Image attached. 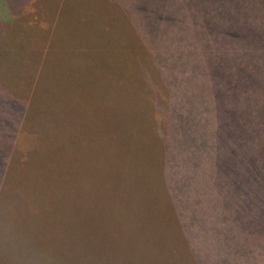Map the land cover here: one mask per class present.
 <instances>
[{"label":"rangeland","instance_id":"obj_1","mask_svg":"<svg viewBox=\"0 0 264 264\" xmlns=\"http://www.w3.org/2000/svg\"><path fill=\"white\" fill-rule=\"evenodd\" d=\"M160 1L11 0L14 12H0V264H193L190 250L202 264H264L250 241L264 242V213L242 208L255 189L264 196V180L252 184L264 170L262 70L249 64L264 19L253 35L248 15L264 0ZM35 75L38 104L63 112L49 158L12 145L16 106L38 107ZM48 136L42 125L35 141ZM228 158L238 195L225 186ZM95 159L109 170L104 197L127 205L116 212L133 229L80 228L76 201L62 208L63 185L90 176ZM178 217L204 229L185 237Z\"/></svg>","mask_w":264,"mask_h":264},{"label":"trees","instance_id":"obj_2","mask_svg":"<svg viewBox=\"0 0 264 264\" xmlns=\"http://www.w3.org/2000/svg\"><path fill=\"white\" fill-rule=\"evenodd\" d=\"M170 0H166L165 3L164 1H160V5L161 7H164V5L169 2ZM11 0H4L1 4H0V12H4L7 13L8 11H11L12 13L14 12L11 8ZM31 4L33 6V1H31ZM171 4H169L168 6H170ZM183 6H187L188 3L185 1H182ZM257 5V9H253V8H248V15L251 18V20L253 21L252 24L254 23L255 26L254 27V34L258 33V31L261 29L260 24H259V18L260 19H264L263 16V12H264V8L263 6H259ZM166 6V5H165ZM218 6V5H217ZM217 10L220 9H224L221 8L220 6L216 7ZM223 10H221L220 12H222ZM172 12V11H171ZM3 13V14H4ZM173 13V12H172ZM240 14H247V12L245 10H240ZM176 19V18H174ZM54 20V19H52ZM4 21V19H0V22ZM246 21L239 20V25H241L240 29L244 30V28H246L247 24L245 23ZM180 23V22H178ZM176 23V25L178 24ZM244 25V27H243ZM264 28L262 27V34H256V36H254V44L255 47L254 49H257L258 51H261L259 53L256 52H252V56L249 57L251 67L254 68V66H259L261 68V72H262V90L261 93L259 94L258 97H264ZM49 44V43H48ZM139 59V58H138ZM159 59L165 64L167 61V58H164L163 56L159 55ZM247 63V61H246ZM245 63V64H246ZM137 64L133 63L130 67L132 70H134V72H138L137 69ZM160 72L161 74H163L162 69L160 67ZM32 73H36L37 74V69L34 70ZM141 73V71H140ZM142 74V73H141ZM146 76L147 79L149 80L150 83L155 82V80L153 79V71H146ZM163 76V75H162ZM130 77H132L130 75ZM134 78H132L133 80ZM166 81V80H165ZM162 82H164V79L162 80ZM167 82V81H166ZM132 84V83H131ZM30 87H33V91H34V103L33 106H38L37 108L34 107H29L27 109V106H25L26 104H24V102L22 103V101H20L18 104V106H16V116L14 117V122H13V135L14 136V140L12 145H18L20 141H24L27 140L29 141L31 144L35 145H39V147L41 148L40 150H43V152L45 153L46 157H52L54 154L57 153V149L55 151H52L53 148V142H52V137H57V133L59 131H61V127H62V109L60 110V112L56 111L55 108H49V107H45L43 108L42 105L40 106L38 103L40 102L37 98H36V93H37V75H35L33 77V79L30 81ZM169 87V86H168ZM153 93L155 94V98L157 99V96L160 95V98L163 99V96L160 93L159 89L157 88V86H153ZM26 93V92H25ZM256 98V97H255ZM114 100L110 101V106L113 104ZM41 103V102H40ZM158 105H160V102H158ZM20 107V108H19ZM97 107V105H96ZM40 109H44V113L43 115L41 114V110ZM119 109V107H118ZM46 110V111H45ZM48 112V113H47ZM119 113V111L117 112ZM123 113V111H122ZM14 115V112H13ZM49 115V117H48ZM152 115V114H151ZM21 119V120H20ZM67 119V117H66ZM68 120V119H67ZM98 123H102L104 121H107L106 118L104 117H99L97 118ZM27 122H29V124L33 127V132L30 131H25V125L27 124ZM69 122V121H68ZM44 125L45 128V135H50L48 136L49 139H47L46 137V141L44 142L43 140H39V141H35V136L39 133L41 126ZM263 132H258L256 134V130L254 131V136H255V150L257 153H261L264 154V124H261ZM161 129V126L160 128ZM162 133L165 132L163 130V128L161 129ZM155 133L156 130H155ZM52 138V139H51ZM37 142V143H34ZM67 142V141H66ZM52 143V144H51ZM11 145V143H10ZM88 146H90L88 144ZM51 147V149H50ZM88 148V147H87ZM10 154V153H9ZM226 161H224V165L226 166V168L228 167L227 164L232 163V161L230 160V158L225 159ZM100 163L101 162H97V159H95L93 167L91 168V173L90 176L88 175L87 172L83 173V175H80L78 173V182L76 185H72L69 184V186H65V184L62 187V193H61V197H62V208L64 209V211H68L69 209H71L74 205V202L76 201L77 205H78V209H79V218H78V226L80 228H84V229H88V228H103L108 229V230H117L120 226L123 227H127L130 229H133L129 224H126L125 220L122 219V216L120 214H122L121 212H116V210H121L120 207L122 208H126L127 205L125 204L124 206H122L120 203H116L113 200H107L104 197V192L106 191L105 188V180L108 177V172L109 170L107 169H102L100 168ZM227 163V164H226ZM1 164V162H0ZM98 167V168H97ZM85 169V168H83ZM101 169V170H99ZM224 169V166H223ZM227 173H226V177L228 178H235V184L234 181H230L229 185L225 184V186L227 187V190L230 194H235L238 195L239 193H242L238 190V183H239V178H241V172H236V170H234V166L227 168ZM256 173H258V171L256 170ZM4 176H6L7 171H3ZM262 180H264V170H262V173L260 175H257L255 178V183H252L254 186L257 187H261L262 186ZM254 181V179L252 180V182ZM95 187H99L98 190L95 189ZM260 191L262 192V190L259 189H255V191L249 195H245V196H251L250 197V201L248 200H244L245 202V206H243V204L241 203L239 205V207H242L244 209L245 212H248L249 215L253 214V213H260L263 214L264 213V196L263 194L260 193ZM100 192V193H99ZM97 193V194H95ZM244 196V197H245ZM61 197H59V201L61 200ZM243 197V198H244ZM77 200L81 201V204L79 205ZM48 202H45V204ZM88 203V206H86V204ZM247 205V206H246ZM48 207H50V204H47ZM47 206L45 207H39L41 209H46ZM238 206H235L234 209H236ZM37 210V209H36ZM35 210V211H36ZM237 210V209H236ZM188 217L185 219L186 224H182L180 223L179 217H178V222L177 228L178 231L180 233L183 234V236L186 237V235H188V233L190 232L191 228L193 229V231L197 234V232H201L202 229H204V225L202 223H199V220H192ZM263 221L264 223V215L260 216V219L258 221ZM70 222H73V219L69 220ZM247 229V226H246ZM128 230V229H127ZM111 231V232H112ZM260 236V235H259ZM250 241H256L255 245L258 246H263L264 242L263 240L260 239V237H255L253 238V240ZM246 245L245 241H241L238 240L236 243V248L235 252L238 253L244 246ZM1 246V245H0ZM248 251H250V249H248ZM190 257L192 259V263L193 264H197V262L201 263L199 259H197L195 256L194 259L191 255L194 254V251L190 250L189 251ZM202 264V263H201Z\"/></svg>","mask_w":264,"mask_h":264}]
</instances>
